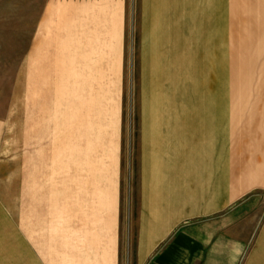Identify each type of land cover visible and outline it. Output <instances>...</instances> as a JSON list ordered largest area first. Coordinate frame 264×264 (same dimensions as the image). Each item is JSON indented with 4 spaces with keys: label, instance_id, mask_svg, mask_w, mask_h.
Instances as JSON below:
<instances>
[{
    "label": "rangeland",
    "instance_id": "374dc122",
    "mask_svg": "<svg viewBox=\"0 0 264 264\" xmlns=\"http://www.w3.org/2000/svg\"><path fill=\"white\" fill-rule=\"evenodd\" d=\"M80 1L0 0V264H146L153 254L146 251L145 237L149 224L147 204L151 202L147 201L146 188L145 115L154 113L150 112L151 107L146 112L145 103L161 102L155 82L160 87L166 80L164 77L156 81L161 74L162 59H181V75L175 72L173 78L181 80V91L187 89V93L176 95L166 84L164 102H194L201 108L225 101V87L221 90L217 82L215 86L212 68L216 60L214 52L208 49L210 43L214 46L217 37L215 31L212 33L215 23L219 32L221 22L225 21V0L223 5L217 0L215 21L210 16L212 9L205 12L207 0H181V13L175 10L178 0H121L116 39L119 63L114 77L118 106L115 168L113 174L109 165L107 176V181H114L115 206L112 210L111 198L106 197L105 208L100 207L96 189L101 186V172L103 175L105 170L108 172V156L113 152L114 141L112 127L106 126V164L96 171V152L91 151L87 154L90 164L85 170L80 161L75 162V152L80 156L81 148L75 150L70 141L72 121L64 113L63 87L55 89L59 91H55L54 98L56 115L49 106L53 51L57 45L52 39L57 23L71 22L72 26L74 16L63 11L74 9ZM168 3L174 4L170 11H166ZM229 9L235 178L240 179L252 176L238 166V161L243 160V165L249 168L251 161V154L241 157L240 152L245 151L240 147L241 141L253 145H249L251 150H257L254 144L264 141V0H230ZM178 15L181 38L177 46L158 47L153 52L156 34H161L156 23L169 28ZM66 27L67 32L81 31L77 22L73 28L67 24ZM73 39L68 41L74 48H83L80 35ZM160 42L161 39L157 40V44ZM146 46L151 50L147 57L149 84ZM156 60L159 72L154 79ZM215 90L223 92V96ZM52 113L56 122H52ZM111 114L107 111V121L112 120ZM202 114L200 111L199 118H204ZM248 130L255 131V135H250ZM241 132L247 139L243 140ZM90 142L95 144L92 138ZM174 178L173 183L165 184L170 189L161 190L165 202L171 200L164 206L171 205V214L178 212L181 199L180 191L170 187L177 184V176ZM240 189L235 183V205L246 198H259L262 214L264 190L253 189L245 194ZM210 220L205 216L190 223L205 231ZM241 222L244 223L235 224L234 242L244 246L246 252L259 233L262 216L254 224L247 217ZM107 223L111 225L109 235L105 233ZM239 245L237 248L241 249Z\"/></svg>",
    "mask_w": 264,
    "mask_h": 264
},
{
    "label": "crops",
    "instance_id": "0c3cea01",
    "mask_svg": "<svg viewBox=\"0 0 264 264\" xmlns=\"http://www.w3.org/2000/svg\"><path fill=\"white\" fill-rule=\"evenodd\" d=\"M80 2L74 6V9L66 10L74 16L72 26L71 22L57 23L58 28L52 39L54 45H57L53 51L51 78L53 87L49 106L54 113L55 89L63 87L65 113L72 121L68 132L70 141L75 150L81 148L80 156H77L78 152H75V162L80 161L85 170L86 165L90 164L87 161V154L91 151L96 152V171L106 164V126L112 127L113 131L112 129L110 131L114 136L113 152H109L108 166L112 164L114 174L115 133L118 122L114 77L116 64L119 63L116 57V39L120 29L121 0H81ZM219 3L223 5V0ZM229 4L230 0H225L226 25H224L225 21L221 22V30L216 32L215 23L212 33L214 34L215 31L217 37L214 39V46L211 43L208 46V49L214 52L216 60L212 68L215 86L217 88L219 84L218 87L221 90L225 87V101L201 108L194 102H164L166 84L176 95L187 93V89L185 92L181 91V80L173 78L175 72L181 75L179 72L181 59L178 58L177 60L162 59L161 74L157 75L156 81L164 77L166 80L164 84H159L160 87L155 82L156 89L160 92L161 102L145 103L146 112L151 107L150 112L154 113L145 115L148 140V147L145 148L148 159L145 165L148 178L146 188L148 189L147 201L151 200L147 204L149 224H147L145 237L148 239L146 251L153 254L146 264H264V212L261 214L260 210L263 205L259 198H246L235 205V183L241 186L240 190L245 194L253 189L264 190V141L254 144L257 150H251L249 142L245 144L247 141L245 143L241 141L240 147L245 149L240 152L241 157L251 154L250 169L243 165V160L238 161L240 163L238 166L242 172L249 171L252 176L236 179L235 127L231 99L232 36L228 31ZM216 6L217 0H207L205 12L212 9L210 16L213 21H215ZM173 7V3L171 5L168 3L166 11L172 10ZM155 8L158 14V7L155 6ZM175 10L181 13V0H178ZM165 13L162 11L163 15ZM173 14L174 11H172ZM76 22L81 30L80 33L65 31L66 24L68 28H73ZM157 25L161 34H156L153 52L158 47L174 49L181 38L179 15L177 21L172 22L169 28H164L162 24ZM184 30L186 29L183 28ZM208 33L211 34L209 31ZM79 35L81 44L83 43L84 46L74 48L68 40L73 41V38ZM160 39L161 42L157 44V40ZM62 47L65 50H61ZM150 51L146 46V82L148 84L147 57ZM153 59H155L154 56H152V62ZM169 70L173 71L168 72ZM158 72L159 61L156 60V68L153 67L154 79ZM208 72L211 73L209 69ZM215 92L218 91L215 90ZM219 93L223 96V92L217 94ZM107 111L112 112V120L108 124ZM200 111L204 113L201 116L204 115V118H199ZM241 134L243 140L247 139L242 132ZM249 134L255 135V131L250 130ZM262 134L264 135V129ZM91 138L95 142L94 145L90 142ZM248 139L250 141V136ZM252 168L256 169L251 170ZM100 176L101 180L98 179L101 186L96 189L98 204L105 208L104 202L108 196L111 198L110 204L113 210L114 183L107 186L103 181L102 172ZM175 176H177V184L174 188L170 187L180 191L181 199L178 200L180 201L178 212L171 214V205L164 208L166 203H171V200L165 202L167 199L164 198L161 190L170 189L165 184L173 183ZM107 191H109L108 194ZM172 203L176 201L173 200ZM194 207L197 209L195 210ZM205 216L211 218L205 231L191 225L190 220ZM261 216L259 233L255 241L251 242L252 247L245 252L244 246L234 242L235 224L244 223L245 221H241L246 217L248 222L254 224L259 222ZM105 233L108 235L111 233L109 223ZM238 245L241 249L237 248Z\"/></svg>",
    "mask_w": 264,
    "mask_h": 264
},
{
    "label": "bare ground",
    "instance_id": "6f19581e",
    "mask_svg": "<svg viewBox=\"0 0 264 264\" xmlns=\"http://www.w3.org/2000/svg\"><path fill=\"white\" fill-rule=\"evenodd\" d=\"M63 7V6H62ZM62 7H61V9H62ZM66 7V6H65ZM59 9V8H58ZM61 11H63V10H61ZM63 12H65L66 13V11L64 10ZM58 13V12H57ZM62 14V13H61ZM62 15H64V13L62 14ZM64 50H65V48H64ZM57 90H59V87L57 88ZM57 90H56V92H57ZM57 93H59V91L57 92ZM59 100V99H58ZM61 104H63L62 103V101H61ZM60 104V105H61ZM56 105V104H55ZM58 106V105H57ZM64 106V105H63ZM62 109V108H61ZM65 109V108H64ZM64 113H65V110H64ZM55 114V113H54ZM56 115V114H55ZM62 115V114H61ZM60 115V116H61ZM65 115V114H64ZM63 115V116H64ZM67 115V114H66ZM60 116L58 117V118H60ZM55 117V116H54ZM65 117V116H64ZM57 117H55V119H56ZM57 120V119H56ZM56 120H53V121H55L56 122ZM64 120H66L67 121V119H64ZM65 122V121H64ZM106 122H107V124H108V122H110V121H107L106 120ZM106 124V125H107ZM57 130V129H56ZM58 138L56 137V140H57ZM54 141V140H53ZM54 143H52V145H53ZM62 146V145H61ZM62 148V147H61ZM64 148V147H63ZM55 149V148H54ZM58 150H60L59 149V147H58ZM64 150H66V149H64ZM55 152H56V149H55ZM108 152V151H107ZM57 153L59 154V151H57ZM56 154V153H55ZM68 154V153H67ZM70 156V155H69ZM66 157V156H65ZM67 159H68V157H66ZM69 162H71V161H69ZM110 166L112 167V164H110ZM109 166H108V172H107V170H105L103 173H104V179H106V181H105V184H107V186H109V185H112L113 184V182H110L109 180L107 181V176H108V174H109ZM109 179V178H108ZM114 178H113V176H111V180H113ZM109 193V191H107V194ZM108 197V196H107ZM109 206V205H108ZM106 208H107V206H106Z\"/></svg>",
    "mask_w": 264,
    "mask_h": 264
}]
</instances>
